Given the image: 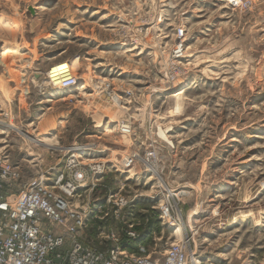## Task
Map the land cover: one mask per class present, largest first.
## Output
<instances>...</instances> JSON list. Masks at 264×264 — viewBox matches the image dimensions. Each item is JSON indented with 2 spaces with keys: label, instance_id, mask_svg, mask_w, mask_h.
<instances>
[{
  "label": "rangeland",
  "instance_id": "rangeland-1",
  "mask_svg": "<svg viewBox=\"0 0 264 264\" xmlns=\"http://www.w3.org/2000/svg\"><path fill=\"white\" fill-rule=\"evenodd\" d=\"M229 3L0 0V160L18 173L3 193L62 172L81 147L70 176L90 178L95 164L104 173L80 208L110 195L131 202L119 213L106 205L80 234L86 246L111 247L108 231L126 221L145 248L123 242L129 252L158 258L185 236L192 263L264 264V0ZM61 62L75 65L82 90H45Z\"/></svg>",
  "mask_w": 264,
  "mask_h": 264
},
{
  "label": "built area",
  "instance_id": "built-area-1",
  "mask_svg": "<svg viewBox=\"0 0 264 264\" xmlns=\"http://www.w3.org/2000/svg\"><path fill=\"white\" fill-rule=\"evenodd\" d=\"M244 1L232 0L229 4L242 7ZM178 33V38L183 36L184 29H179ZM184 51L185 41L178 39L174 58H183ZM68 78L62 84L64 87L78 81L72 74ZM123 130L131 133L130 126ZM71 156H68L70 161L73 159ZM129 163L126 166H131ZM70 166L61 173L39 174L22 188L20 195L11 199L3 193L1 186L16 178L18 173L10 162H0V264H193L185 236L181 241L172 243L158 258L129 252L123 242L138 241L142 252L145 248L139 241L141 232L136 230L135 224L126 221L121 229L108 231L107 239L115 242L111 247L86 246L80 234L99 218L102 210H107L106 205H116V213H119L120 206L130 205L131 202L125 198L113 200L115 196L110 195L106 204L98 199L93 206L80 208L78 203L83 194L96 187L99 178L96 176L102 175L104 170L99 167L100 164L91 167L90 181L83 173H76L73 178L70 176L69 172L79 166V160L70 162ZM85 182L88 184H82ZM81 185L87 186L81 188ZM160 210L162 219L174 220L169 206H162ZM125 224L128 228L124 227Z\"/></svg>",
  "mask_w": 264,
  "mask_h": 264
},
{
  "label": "bare ground",
  "instance_id": "bare-ground-1",
  "mask_svg": "<svg viewBox=\"0 0 264 264\" xmlns=\"http://www.w3.org/2000/svg\"><path fill=\"white\" fill-rule=\"evenodd\" d=\"M230 2H232V0H229ZM0 23L2 24V23H5V24H7V21H4L3 19H1L0 18ZM9 24V23H8ZM10 26V25H9ZM72 66V67H71ZM74 67H75V65H70L69 63H67V62H61V63H59V64H57V65H55L53 68H52V70H51V72H50V74H49V76H48V78H47V81L45 82V90L46 89H57L58 88V90L60 91V92H65V91H67V92H73V91H77V90H82V89H79V88H82V87H80L81 86V84L82 83H79V81H77L75 84H73L72 86H69V87H64L62 84H63V82L65 81V80H67V79H69L68 77L70 76V74H72V70H74ZM48 89V90H49ZM44 90V91H45ZM182 94H184L183 92H180V93H176V94H174V95H171L172 97H179V96H181ZM115 96H117L118 98H117V100H118V102H120V100H121V98L117 95V94H115ZM179 104V103H178ZM177 104V105H178ZM176 105V106H177ZM181 111V105L179 104L177 107H175V109H174V112H176L177 114L179 113ZM117 126H118V129L120 128V130H122V132L124 133V134H128L129 135V133L130 132H128L127 130H123V128L125 129V127H129V125H127V124H125V123H123L122 121H119V122H117ZM12 127H15V125L14 126H12ZM16 128V127H15ZM16 129H18L19 131H21L22 132V130L21 129H19V128H16ZM160 134L164 137V138H168V136H167V134L165 133V131H163L162 129L160 130ZM29 135V134H28ZM28 138L33 142V143H36V144H47L46 142L47 141H41L40 139H37V138H35V137H29L28 136ZM169 139V138H168ZM81 149H83V148H81V147H75V148H73L72 149V151L70 152V154L72 155L71 157L73 158L71 161L70 160H68L67 159V161H66V163H65V166H64V170H68V169H70L71 168V166H70V162L71 163H73V162H75L76 160L78 161L79 159H80V157L81 156H79V154L77 153L78 151L77 150H81ZM86 149H84V151H85ZM75 160V161H74ZM145 162H146V164L148 165V166H151L152 164H154V161H153V158H151V159H146L145 160ZM99 167H102V165H100ZM152 167V166H151ZM124 168L127 170V171H129L128 169H131L132 168V166H124ZM63 170V171H64ZM62 171V172H63ZM136 171V170H135ZM101 173H103L102 171H101ZM136 173V172H135ZM131 174V173H130ZM132 176H134V173L132 174ZM96 177H100V175H97ZM152 178V177H151ZM86 180H91L90 178H88L87 177V179ZM82 184H88L87 182H85V183H82ZM85 186H87V185H81V188H85ZM182 223L183 222H179V224L178 225H176V227L174 228L175 230H174V235H183V231H184V227H183V225H182ZM225 223V222H224ZM219 225V224H218ZM221 225V224H220ZM222 227V225L220 226V228ZM175 232H177V234H175ZM193 259V264H204V263H202V260H200L199 259V257H193L192 258Z\"/></svg>",
  "mask_w": 264,
  "mask_h": 264
},
{
  "label": "water",
  "instance_id": "water-1",
  "mask_svg": "<svg viewBox=\"0 0 264 264\" xmlns=\"http://www.w3.org/2000/svg\"><path fill=\"white\" fill-rule=\"evenodd\" d=\"M55 261H56V262H58V260H57V259H56Z\"/></svg>",
  "mask_w": 264,
  "mask_h": 264
},
{
  "label": "crops",
  "instance_id": "crops-1",
  "mask_svg": "<svg viewBox=\"0 0 264 264\" xmlns=\"http://www.w3.org/2000/svg\"><path fill=\"white\" fill-rule=\"evenodd\" d=\"M59 172L61 173V171L59 170Z\"/></svg>",
  "mask_w": 264,
  "mask_h": 264
}]
</instances>
